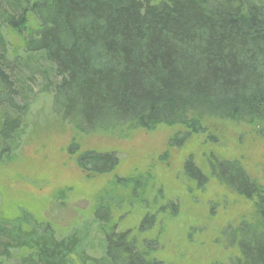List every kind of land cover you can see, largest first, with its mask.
<instances>
[{
  "label": "trees",
  "instance_id": "obj_1",
  "mask_svg": "<svg viewBox=\"0 0 264 264\" xmlns=\"http://www.w3.org/2000/svg\"><path fill=\"white\" fill-rule=\"evenodd\" d=\"M4 27L25 36L28 56L41 54L54 67L60 81L52 87L53 112L84 135L181 128L169 140L177 147L207 118L262 125L264 133V0H0V156L10 157L27 132L29 107L17 102L22 93L10 73ZM76 163L89 176H104L120 158L89 149ZM208 167L254 207L251 220L222 231L238 255L217 264H264V188L240 160L211 155ZM184 172L198 187L208 183L192 157ZM122 204L118 197L105 215L94 210L104 242L100 261L163 264L150 257L157 241L139 246L130 230H119L113 209ZM155 219L148 212L138 231H150ZM81 245L78 232L59 237L36 218L15 228L0 214V264H95Z\"/></svg>",
  "mask_w": 264,
  "mask_h": 264
},
{
  "label": "rangeland",
  "instance_id": "obj_2",
  "mask_svg": "<svg viewBox=\"0 0 264 264\" xmlns=\"http://www.w3.org/2000/svg\"><path fill=\"white\" fill-rule=\"evenodd\" d=\"M29 26L36 28V21L31 18ZM3 31L14 63L10 73L22 93L17 102L29 108L24 118L27 132L17 155L0 156V214L15 228L36 218L49 221L59 237L78 232L80 250L92 255L93 263L104 264L103 235L94 210L105 215L110 208L106 204L116 206L119 197L123 204L113 209L119 230H130L139 246L145 240L157 241L150 257L163 264H217L238 255L221 233L229 225L251 220L253 203L217 182L208 159L215 155L240 160L264 188L262 125L207 118L200 132L177 147H170L169 140L181 128L84 135L53 112L52 87L60 81L54 67L41 54L24 52L25 36L5 27ZM78 147L80 152L74 154ZM89 149L116 151L117 170L104 176L84 173L76 160ZM190 157L208 177L203 187L185 175L184 162ZM148 212L156 216L155 223L141 233L138 229Z\"/></svg>",
  "mask_w": 264,
  "mask_h": 264
}]
</instances>
